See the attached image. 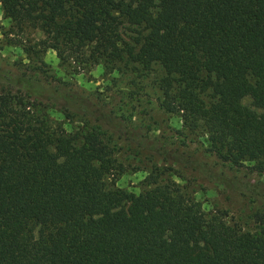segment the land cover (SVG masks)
Instances as JSON below:
<instances>
[{
    "label": "trees",
    "instance_id": "trees-1",
    "mask_svg": "<svg viewBox=\"0 0 264 264\" xmlns=\"http://www.w3.org/2000/svg\"><path fill=\"white\" fill-rule=\"evenodd\" d=\"M0 9L9 34H37L22 51L38 65L51 50L86 68H157L159 109L202 132L222 166L264 178V0H0ZM39 103L87 115L76 93L0 69V264H264V185L160 147L149 153L162 163L236 186L247 219L204 212L153 174L128 192L114 184L120 166L103 136L51 126ZM102 119L120 126L93 121Z\"/></svg>",
    "mask_w": 264,
    "mask_h": 264
},
{
    "label": "rangeland",
    "instance_id": "rangeland-1",
    "mask_svg": "<svg viewBox=\"0 0 264 264\" xmlns=\"http://www.w3.org/2000/svg\"><path fill=\"white\" fill-rule=\"evenodd\" d=\"M9 32L10 23L0 9V69L17 76H30L44 87L55 86L74 92L84 99L87 115L92 114L94 118L108 115L112 122L120 125L115 129L107 125L105 119L93 121L91 115L86 117L73 104L65 107V110L40 103L36 105L51 126L70 134L93 131L103 136L120 166V172L115 175L116 187L137 194L146 188L147 178L153 174L152 177L158 181L169 178L184 186L204 212L219 211L224 214L225 220H239L240 224L247 219L251 206L236 186L229 183L223 188L217 187L200 178L198 169L183 172L177 166L162 163L149 153L150 148L176 149L232 182L248 181L264 185L263 177L246 168L230 169L216 162L204 153L205 137L202 132L186 131L176 115L159 109L155 89L159 75L157 68L143 70L139 67L108 66L105 63L86 68L78 65L77 61L67 64L59 62L51 50L39 54L41 65H38L22 51V46L32 45L37 34L25 30L23 35L13 36ZM2 33H6L7 38ZM11 92H14V88ZM242 103L248 105L249 100L245 98ZM121 127L131 132L130 138L125 137Z\"/></svg>",
    "mask_w": 264,
    "mask_h": 264
}]
</instances>
